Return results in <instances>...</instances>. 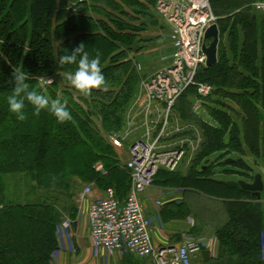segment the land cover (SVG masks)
<instances>
[{
	"label": "trees",
	"instance_id": "16d2710c",
	"mask_svg": "<svg viewBox=\"0 0 264 264\" xmlns=\"http://www.w3.org/2000/svg\"><path fill=\"white\" fill-rule=\"evenodd\" d=\"M210 1L220 29L218 62L200 67L196 79L214 86L208 98L222 106L211 105L210 110L219 126L198 120L205 136L202 151L186 173L161 169L155 183L181 187L186 193L181 205L164 211L166 218L167 212L170 218L192 215L194 235L214 233L218 238L217 254L203 246L192 264H264V193L259 198L239 180L215 177L216 165H203L214 153L237 152L240 157L222 161L228 167L224 172L247 174L243 170L252 166L243 157L244 144L260 153L264 14L255 8L256 0ZM156 4L157 0H0V264H51L61 210L74 215L76 207L66 200H72L80 182L97 181L102 189L113 186L119 198L127 197L131 177L121 167L109 135L122 128L138 90L134 64L142 45L136 39H143L150 25L169 29ZM45 12L50 16L42 35L36 20ZM81 43L91 57L100 54L106 80V87L88 95L71 83L76 65L60 62ZM20 66L30 74V89L50 103L66 102L71 120L60 123L47 109L36 113L30 104L23 121L9 112L6 97L14 88L12 72ZM50 77L53 82H46ZM191 87L175 104L185 119H194ZM232 110L241 111L242 125ZM99 160L108 171L105 176L96 170ZM17 175L28 176L44 189V200L10 198L8 177ZM132 256L137 260L130 257L127 264H140L142 258Z\"/></svg>",
	"mask_w": 264,
	"mask_h": 264
},
{
	"label": "built area",
	"instance_id": "2783aa9c",
	"mask_svg": "<svg viewBox=\"0 0 264 264\" xmlns=\"http://www.w3.org/2000/svg\"><path fill=\"white\" fill-rule=\"evenodd\" d=\"M254 6L264 14V0L256 1ZM156 9L170 27L175 47L171 62L143 82L126 112L125 130L109 135L113 146L127 154L124 166L131 176L128 195L122 200L116 188L109 186L100 196L93 181L76 194L75 202L87 207L89 234L95 250L111 255L131 254L148 264H192L194 253L200 249L196 240L187 238L177 247L155 245L152 237L155 219L146 213L140 193L155 186L159 171L173 170L184 154L182 150L169 148L173 145L172 135L184 129L171 118L178 98L193 85L202 94H210L214 89L209 83L197 81L196 75L200 67L206 66V31L217 23L218 17L210 0H157ZM95 167L98 171L103 169L100 162ZM74 223L75 220L64 215L63 228L72 229Z\"/></svg>",
	"mask_w": 264,
	"mask_h": 264
},
{
	"label": "rangeland",
	"instance_id": "374dc122",
	"mask_svg": "<svg viewBox=\"0 0 264 264\" xmlns=\"http://www.w3.org/2000/svg\"><path fill=\"white\" fill-rule=\"evenodd\" d=\"M260 1V0H256ZM157 5V4H156ZM212 5V4H211ZM214 11V10H213ZM216 12V11H215ZM40 16V15H39ZM38 16V17H39ZM49 13L45 12L41 18L39 19L37 17V29L41 30V33L43 35L44 30L43 28L46 26L47 20L49 18ZM218 17V15L216 14ZM167 25H169L167 23ZM152 26L150 25L148 30H146L143 35L144 38L147 40L143 39H136V43L139 45H142L141 50L138 52H131V55L134 53L137 54V60L139 62L135 63V68L137 72L139 73V83H138V90L132 99L131 103L129 104L127 110L129 107L133 105V103L136 100V96L139 93V90L142 87L143 82L149 78L151 75H153L157 70L162 69L165 66H168L171 62V54L175 51V47H173L171 38H170V27L169 29L167 28H160L159 25L156 28H151ZM98 29H93V31H97ZM69 32L67 34V37H64L65 39L69 38L70 36ZM151 36V37H146V36ZM160 35L158 38H154V36ZM211 42V39L208 40V44ZM170 58V59H169ZM206 67V66H204ZM47 79V78H46ZM48 83L53 82V78L50 77L47 79ZM214 87V86H213ZM191 88L194 89V94L191 95V103H192V115L194 119H185L182 116V113L174 107L173 115H172V122H174L176 125L184 127L182 132H177L172 135L171 141L173 143L172 146L169 148L171 149H176L178 151L182 150L184 152L182 158L176 165V167L173 170L166 169L168 171H180L183 173H186L193 161L196 159L198 154L202 151L204 144H205V136L202 128L198 124L199 121L206 122L209 125L213 126H219V123L217 120L213 117L211 113V105L217 106V107H222L219 104H214L211 103L209 100V96L212 94H202L199 92L198 87L196 85H193ZM214 90V89H213ZM229 101V100H227ZM230 104L236 105L230 101ZM224 107V106H223ZM262 110L263 114V119L260 124V142H259V147H260V153L255 154L253 153V150L247 145L244 144V155L243 157L245 160L248 161V163L252 166V170H243L247 172V174H234V175H228L224 172L225 168H228L227 166H224L222 164V161H229L230 158H236L240 157V153L238 154L237 152H232L231 154H224V152H217L209 156L207 161H203V165L208 166L211 164L216 165L215 166V177L220 178V179H234V180H245L248 182H253L255 179L256 174L260 173L263 177L264 181V160H263V150H262V137H263V132H264V110ZM231 112V110H229ZM232 114L234 116V119H236L238 124L242 125V120H240V114L241 111L237 110V112H233ZM126 128V119L124 120L123 126L119 130H112L110 133L113 135H118L122 130H125ZM187 139L186 142H183L182 140ZM133 139L130 140V142ZM115 152L118 156V158L121 160V167L123 169L125 168L124 166V160L127 159V154L126 153H121L119 149L115 148ZM102 163L103 169L101 171H97L101 174V176L107 175L108 171L105 168V164L103 161H97L95 165L98 163ZM105 171V172H104ZM128 175L130 176L129 172ZM131 177V176H130ZM91 182H80L81 186L78 188L77 192L81 191L84 186L87 184L92 183ZM8 186H9V197L13 198L15 201H20V202H40L44 200V195L47 194V192L39 188L35 185L31 179L28 178V176L25 175H17L16 177H8ZM106 189V188H105ZM105 189H102L97 181L95 185V190L96 192H104ZM264 193V190L262 191ZM261 193V195H262ZM75 194V195H76ZM75 195L73 196L72 200H69L70 198H67L66 203L72 204L76 207V211L74 215L72 213H69L66 209L61 210V221L59 222L57 226V240H58V245L56 247V250L54 251L52 255V262L53 264H64L60 260V253L62 252H68L72 256H76L79 253L80 247L77 244V242L74 240V232L73 230H77V227L84 229H89L88 227V216H87V207L86 205H77L75 202ZM65 204V203H64ZM64 215L71 217L73 220H75L74 226L72 229H65L62 227V220L64 218ZM183 236L185 238H188L189 234L188 232H183ZM93 247V246H92ZM94 255H97L98 257L104 255L102 250H95L93 248ZM120 261L122 264H127L128 263V258L133 257L131 254H123L120 255ZM135 258V257H133ZM136 259V258H135ZM137 260V259H136ZM138 262L140 264H148L147 261L143 259H138Z\"/></svg>",
	"mask_w": 264,
	"mask_h": 264
},
{
	"label": "crops",
	"instance_id": "0c3cea01",
	"mask_svg": "<svg viewBox=\"0 0 264 264\" xmlns=\"http://www.w3.org/2000/svg\"><path fill=\"white\" fill-rule=\"evenodd\" d=\"M97 193L100 196L103 194V192ZM185 194L184 188L159 185L147 187L140 193L146 213L155 219L156 226H153L152 230L155 245L177 247L187 239L183 236V232H188V238L196 240L200 244V249L205 246L213 255H216L218 250L217 236L214 233L194 235L192 233V228L195 225L194 216L170 218L168 212L166 214L169 218L164 215V211L171 206L181 205L185 200ZM157 201L162 203L159 205ZM73 232L74 240L79 245L80 250L76 256H72L68 252L60 253V260L64 264H122L119 258L121 256L118 254L111 255L104 251V255L100 257L94 255L89 229L83 230L77 227V230H73ZM200 249L194 253L195 259L199 258Z\"/></svg>",
	"mask_w": 264,
	"mask_h": 264
},
{
	"label": "clouds",
	"instance_id": "9594fccd",
	"mask_svg": "<svg viewBox=\"0 0 264 264\" xmlns=\"http://www.w3.org/2000/svg\"><path fill=\"white\" fill-rule=\"evenodd\" d=\"M60 62L76 65L71 83L81 93L88 95L94 88L106 87L105 76L100 66V54L97 53L91 57L83 43L75 47L70 55L62 56ZM29 76L30 74L22 66L16 67L12 72L11 79L14 88L12 93L6 97L9 112L14 114L18 121H23L26 118V106L30 104L36 113L47 109L60 123L71 120L72 115L66 102L56 99L50 103L47 96L40 94L35 89H30L27 82Z\"/></svg>",
	"mask_w": 264,
	"mask_h": 264
},
{
	"label": "water",
	"instance_id": "95a60500",
	"mask_svg": "<svg viewBox=\"0 0 264 264\" xmlns=\"http://www.w3.org/2000/svg\"><path fill=\"white\" fill-rule=\"evenodd\" d=\"M206 40H210L211 42L208 44V42L204 45V50L207 54V61H206V67H211L215 65L218 62V47L220 43V29L217 23L212 24L206 31ZM233 159L230 158L229 161H232ZM239 184L246 190L252 191L254 195L257 197H261V193L264 190V181L263 177L260 173L256 174L255 179L253 182H248L243 179L239 180Z\"/></svg>",
	"mask_w": 264,
	"mask_h": 264
}]
</instances>
